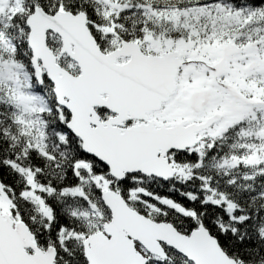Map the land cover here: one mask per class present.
<instances>
[{
  "label": "snow or ice",
  "instance_id": "1",
  "mask_svg": "<svg viewBox=\"0 0 264 264\" xmlns=\"http://www.w3.org/2000/svg\"><path fill=\"white\" fill-rule=\"evenodd\" d=\"M0 264H264V0H0Z\"/></svg>",
  "mask_w": 264,
  "mask_h": 264
}]
</instances>
